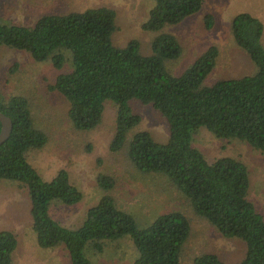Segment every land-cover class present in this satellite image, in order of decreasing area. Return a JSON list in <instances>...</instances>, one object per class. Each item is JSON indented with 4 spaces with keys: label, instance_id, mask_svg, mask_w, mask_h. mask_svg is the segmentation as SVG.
Returning <instances> with one entry per match:
<instances>
[{
    "label": "trees",
    "instance_id": "16d2710c",
    "mask_svg": "<svg viewBox=\"0 0 264 264\" xmlns=\"http://www.w3.org/2000/svg\"><path fill=\"white\" fill-rule=\"evenodd\" d=\"M205 0H153L145 32L155 34L151 52L132 39L125 46L114 40L117 11L110 6L89 7L41 16L33 25L0 20V49L29 53L38 62L51 61L59 71L49 89L69 103L73 127L88 132L104 120L105 102L115 106L110 151L126 148L132 165L142 174L159 176L174 186L196 215L223 237L246 244L243 259L225 262L215 253H203L195 264H264V215L251 197L246 164L232 156L209 161L195 146L194 136L205 128L219 139H239L264 153V23L245 10L233 16L231 33L256 65L253 74L204 84L220 55L209 46L180 74L170 65L183 54L181 40L167 27L182 23L203 10ZM211 29L215 18L204 17ZM68 67V68H66ZM151 106L165 120L168 139L139 129L142 116L133 101ZM0 111L13 121L10 137L0 145V182L13 180L27 188L37 244L42 249L63 246L71 264H92L89 252L102 253L108 242L129 237L137 252L134 264H181L192 233L189 216L168 210L142 223L123 209L112 194L116 179L97 177L104 194L75 228L54 218L53 202L74 206L82 191L62 168L51 179L41 176L28 154L46 146L48 134L36 125L30 99L24 94L0 95ZM0 121V131H1ZM19 246L10 230L0 231V264H13Z\"/></svg>",
    "mask_w": 264,
    "mask_h": 264
},
{
    "label": "rangeland",
    "instance_id": "374dc122",
    "mask_svg": "<svg viewBox=\"0 0 264 264\" xmlns=\"http://www.w3.org/2000/svg\"><path fill=\"white\" fill-rule=\"evenodd\" d=\"M152 5L153 0H0V20L33 25L45 14L110 6L117 11L116 44L125 46L130 40L138 39L142 51L149 54L155 34L143 31L142 24ZM245 10L264 23V0H205L202 11L178 25L167 27L165 31L175 34L184 48L182 56L170 65L171 70L180 74L209 46L217 45L220 55L205 85L253 74L256 65L236 44L230 28L233 16ZM206 14L215 18L211 29L204 26ZM58 73L49 60L38 62L25 51L9 47L0 49V95L27 96L36 125L49 136L45 147L29 152V161L48 180L62 168L67 169L71 181L83 193L82 201L74 206L53 202L51 215L69 227L80 226L88 209L104 194L97 182L98 175L107 173L116 179L112 194L119 206L132 212L142 223L174 209L189 216L192 233L185 245L181 264H195L194 258L203 253H215L228 263L241 261L246 253L244 241L223 237L205 219L196 215L184 195L164 178L139 172L130 162L126 148L118 153L110 151L116 114L111 100L105 102L104 120L98 128L83 132L73 127L68 118V101L49 89ZM133 106L142 116V123L136 130H149L160 141L168 139L167 124L158 112L135 100ZM194 144L209 161L232 156L247 165L252 183L251 197L264 215V153L246 141L219 139L205 128L195 134ZM30 209L26 187L13 180L0 182V231L14 232L19 242L13 264H71L63 246L53 249L38 246ZM89 257L92 264H134L137 252L131 239L124 237L108 242L102 253L90 251Z\"/></svg>",
    "mask_w": 264,
    "mask_h": 264
},
{
    "label": "water",
    "instance_id": "95a60500",
    "mask_svg": "<svg viewBox=\"0 0 264 264\" xmlns=\"http://www.w3.org/2000/svg\"><path fill=\"white\" fill-rule=\"evenodd\" d=\"M0 121L2 124L0 131V145H2L11 135L13 130V121L5 113L0 111Z\"/></svg>",
    "mask_w": 264,
    "mask_h": 264
}]
</instances>
